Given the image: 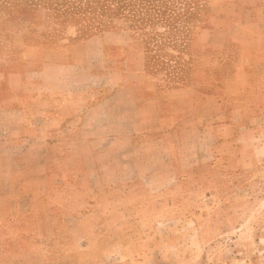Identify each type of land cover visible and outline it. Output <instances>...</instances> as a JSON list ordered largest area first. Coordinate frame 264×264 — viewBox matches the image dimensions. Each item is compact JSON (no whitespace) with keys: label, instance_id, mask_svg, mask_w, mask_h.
Returning a JSON list of instances; mask_svg holds the SVG:
<instances>
[{"label":"crops","instance_id":"1","mask_svg":"<svg viewBox=\"0 0 264 264\" xmlns=\"http://www.w3.org/2000/svg\"><path fill=\"white\" fill-rule=\"evenodd\" d=\"M234 7L228 22L199 34L195 46L206 54L177 88L161 87L140 59L94 62L88 51L43 63L36 78L0 75V264H33V254L46 264L60 254L53 206L65 195L66 226L81 233L68 255L85 264H176L198 254L196 222L171 198L175 183L191 178L175 164L182 146L169 141L172 130L192 114L190 125L211 124L214 143L205 135L201 146L216 159L228 146L217 136L232 127L236 147L264 150L252 140L253 121L264 116V0ZM42 197L52 202L48 218Z\"/></svg>","mask_w":264,"mask_h":264},{"label":"rangeland","instance_id":"2","mask_svg":"<svg viewBox=\"0 0 264 264\" xmlns=\"http://www.w3.org/2000/svg\"><path fill=\"white\" fill-rule=\"evenodd\" d=\"M135 1L137 8L147 7L148 1ZM244 2L246 0H162L149 5L148 14L137 13L133 17L106 11L102 15L96 11V18L89 12L60 13L54 9V3L0 0V75L8 70L9 73L27 72V76L36 78L43 63L79 60L88 51L94 62L140 59L161 87L177 88L192 80L194 61L198 60L197 56L206 54L195 46L199 34L213 28L218 19L228 22L234 5ZM154 6L163 13H156ZM94 18L108 24L92 30L91 25L96 24ZM230 70L222 67L218 77L227 79ZM229 101L224 100V103ZM241 102L252 106V101L247 99ZM261 106L264 108V101ZM190 110L194 112L193 108ZM192 116L189 114L184 124L173 129L169 137L171 143L177 141L182 146L177 150L181 152L178 158L181 161L175 164L187 170L183 175L191 176L189 180L180 179L175 183L171 198L176 201L177 211L187 209L195 220L200 240L194 232L192 248L198 249V254L192 251L189 258L176 264H264V150L255 152L254 148L236 147L237 132L232 127L217 136L220 147L224 143L228 146L226 153L216 159L215 153L207 151L211 148L201 146L205 135L212 134L208 141L214 143L211 124L207 128L190 125ZM249 120L250 117H231V121L243 125L246 122L251 125ZM253 124L258 130L252 140L264 144V116L256 117ZM55 187L62 190L64 185L57 179ZM67 199L66 195L62 196L53 206L59 225L55 239L60 240L56 247L60 254L46 264L86 263L84 255L78 259L68 255L74 251L70 238L80 237L81 233L77 229L70 231L66 226ZM40 200V211L48 218L52 202L47 197ZM135 232L137 237L144 235L141 228ZM28 261L38 263L35 254Z\"/></svg>","mask_w":264,"mask_h":264},{"label":"trees","instance_id":"3","mask_svg":"<svg viewBox=\"0 0 264 264\" xmlns=\"http://www.w3.org/2000/svg\"><path fill=\"white\" fill-rule=\"evenodd\" d=\"M35 2H46V3H54L56 4V7L54 8L55 10H58L60 13H66V12H73V13H93V15L96 17V11H99L100 14L103 15V13L110 12L114 15L117 14H123L126 13L128 15H132L133 17L136 16V14H148L150 11L149 5L156 1H162V0H153L154 2L147 4L150 2V0L146 3V6H141L136 7L137 1L135 0H32ZM61 5V6H59ZM154 11L156 13H163L161 12L160 8H155L154 6ZM126 11V12H125ZM97 18V17H96ZM96 18V24L91 25L92 30H99L103 28L104 26L106 27V24L108 23H100V20H97ZM105 22V21H104ZM104 24V25H103ZM91 30V29H90Z\"/></svg>","mask_w":264,"mask_h":264}]
</instances>
